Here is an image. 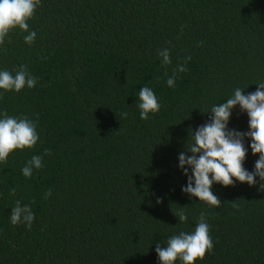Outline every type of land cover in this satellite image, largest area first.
I'll list each match as a JSON object with an SVG mask.
<instances>
[{"label": "trees", "instance_id": "trees-1", "mask_svg": "<svg viewBox=\"0 0 264 264\" xmlns=\"http://www.w3.org/2000/svg\"><path fill=\"white\" fill-rule=\"evenodd\" d=\"M28 23L35 42L11 31L0 70L26 64L38 82L0 90V113L38 114L40 139L0 164V264H160L157 243L194 231L201 212L214 249L195 264H264L259 177L254 186L214 183L217 208L182 191L188 177L179 167L189 130L208 121L211 107L264 82V0H41ZM166 47L167 69L158 56ZM187 56L188 71L169 87ZM144 86L161 104L148 120L137 107ZM248 120L237 105L228 127L246 132ZM244 142L251 172L259 154ZM45 149L44 167L25 178L27 160ZM16 200L31 205V230L11 224ZM180 208L186 223L173 213Z\"/></svg>", "mask_w": 264, "mask_h": 264}, {"label": "clouds", "instance_id": "clouds-1", "mask_svg": "<svg viewBox=\"0 0 264 264\" xmlns=\"http://www.w3.org/2000/svg\"><path fill=\"white\" fill-rule=\"evenodd\" d=\"M40 4L41 0H0V45H3L9 33L17 28L27 33L24 36L26 44L32 45L35 42L37 33L30 30L28 21L34 17ZM168 43L171 44V41ZM158 56L161 66L165 69L172 64L170 48L158 50ZM191 59V56L184 57L183 63H178L172 69V75L168 76L166 81L169 87H175L179 73L188 71L186 65ZM37 82V78L29 72L26 64L20 65L15 70V74L9 70H0V90L4 92L19 93L25 87L34 88ZM258 85L255 92L247 95L244 94V89L235 88L226 102L211 107L209 110L211 115L205 124L194 131L189 130L192 142L187 143L186 151L179 154V167L188 177L187 186H182V191L190 198L197 197L199 201L205 202L210 207L218 208L221 206V199L213 193L214 183L232 186L239 181L254 186L257 184L256 177L261 181L260 190H264V82ZM138 97L137 107L142 120H148L150 114L160 111L161 104L150 87H142ZM237 105L249 118V130L246 132L228 127L232 110ZM35 115L37 118L33 120L27 115L9 116L6 110L0 113L2 117L0 118V164H7L9 155L15 150L23 151L36 146L40 137L37 132L38 114ZM127 115V112L121 113L122 118H126ZM246 137L250 138L252 154H259L251 172L244 167L248 151L244 142ZM50 154L51 149H45L42 155H33L21 169L23 176L32 178L34 170L44 167V156ZM186 165L188 167H185ZM15 193V188L10 190V195L14 196ZM51 195L52 189L49 188L43 194V198L47 200ZM157 202H160L159 199ZM233 207L238 205L233 203ZM173 213L178 217L179 223L188 221L184 208ZM206 217L207 213L201 212L194 231L190 233L180 231L179 234L170 236L166 247H161L159 242L157 243L155 251L160 264H176V261H180L181 264H195L197 259L203 260L206 253L213 251L214 243ZM34 219L31 205L16 200L10 213L11 224L14 226L24 224L31 230Z\"/></svg>", "mask_w": 264, "mask_h": 264}]
</instances>
